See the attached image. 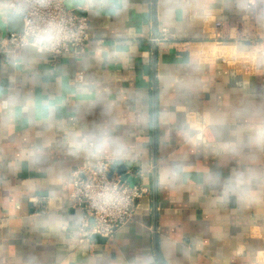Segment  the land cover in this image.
<instances>
[{"label":"crops","instance_id":"0c3cea01","mask_svg":"<svg viewBox=\"0 0 264 264\" xmlns=\"http://www.w3.org/2000/svg\"><path fill=\"white\" fill-rule=\"evenodd\" d=\"M203 2L207 10L195 16L173 13L170 0H128L125 11L112 15L67 0L89 19L83 56L64 53L53 65L45 52L14 66L24 47L0 52V99L32 97L38 105L31 118L19 108L14 119L0 113V264H147L152 258L155 264H264V146H249L264 122V57L242 54L264 48V4L246 11L237 0ZM11 14L0 6V37L24 26L21 15ZM163 27L174 42L155 39ZM121 37L132 48L109 60ZM80 73L99 86L100 97L79 92ZM175 80L188 87L177 91ZM49 99L56 106L51 120L40 104ZM140 113L149 119L136 121ZM112 121H118L114 134L132 149L115 161L117 169L124 164L151 191L115 239L79 243L81 213L72 206L69 178L96 159L70 154L64 141L73 131ZM37 149L40 162L29 155ZM173 162L186 171L169 183L161 174ZM238 173L255 178L256 196L247 204L235 196L221 200ZM59 219L70 222L69 231L52 230Z\"/></svg>","mask_w":264,"mask_h":264},{"label":"clouds","instance_id":"9594fccd","mask_svg":"<svg viewBox=\"0 0 264 264\" xmlns=\"http://www.w3.org/2000/svg\"><path fill=\"white\" fill-rule=\"evenodd\" d=\"M170 3L173 13L179 11L185 16L190 12L195 16L199 12L207 10V4L203 0H170ZM258 3L264 4V0H237L238 6L243 5L246 11L251 10L247 7L248 5L255 7ZM127 4L128 0H83L82 8L94 14L108 11L112 15H120L126 10ZM7 7L10 6L6 5L5 8ZM15 11L17 15H23L21 9L17 8ZM259 16L264 17V9H261ZM28 23L30 25L31 22ZM73 36L74 34L67 30L60 22L50 21L45 26L36 28L29 26L23 39L25 51L13 57L14 66L15 64L28 62L36 54L54 50L64 41L73 38ZM123 47H129L131 49L132 44L130 40L121 37L113 51L107 53V58L109 60H121L126 57L128 53L120 50ZM242 54L255 55L257 58L264 57V48L257 49L251 54L247 52ZM97 56L100 59H104L102 53H98ZM195 64V60L190 62L193 70H195ZM172 86L176 87L177 91L181 88L188 87V85L179 80H175ZM78 90L81 94L85 95H92L93 91L96 92L98 97L101 95L98 85H93L83 80L78 85ZM40 104L42 107L48 109V117L51 120L55 114L56 106L52 104L51 99L41 101ZM17 108L20 109L21 114L31 118L37 113L38 105L32 97L21 99L17 95H9L7 99H0V113H4L14 119ZM134 119L143 122L149 119V117L146 113H140ZM117 127L118 121H112L103 126H93L91 130L80 129L73 131L65 138L64 143L69 153L73 155L83 154L89 159H99L107 156L113 161H120L126 159L132 149L122 137L114 134ZM181 135L187 138V133L182 131ZM249 146H264V122H261L255 127L254 135L249 140ZM29 155L35 162H40L42 152L37 149L30 152ZM184 171H186V168L181 163L173 162L162 170L161 179L169 183L178 182L181 179V173ZM215 179L216 182H219L218 176ZM254 179L253 176H245L243 173H238L226 183L221 200L227 202L230 197L235 196L237 202L249 203L256 196V193L251 188ZM89 196L94 206L102 209L118 208L126 203L122 193L113 185H104L99 191H90ZM51 227L58 234H63L69 231L71 224L67 220L59 219ZM147 264H155L154 258L149 259Z\"/></svg>","mask_w":264,"mask_h":264},{"label":"built area","instance_id":"2783aa9c","mask_svg":"<svg viewBox=\"0 0 264 264\" xmlns=\"http://www.w3.org/2000/svg\"><path fill=\"white\" fill-rule=\"evenodd\" d=\"M66 2L67 0H0V6H10L7 7L10 12L16 13L15 9H21L24 22L21 31H10L0 37V52L10 54L24 47L23 39L29 26L43 27L48 22L55 21L62 23L74 36L48 52L52 57L53 65L64 53L73 52L78 57L83 56L90 37L89 19L69 8ZM28 22H31L30 25ZM223 24V21H217L216 27L221 28ZM155 39L174 42L166 27L160 30V34ZM82 80L83 74L80 73L77 81ZM69 180L72 206L81 213L75 230L76 238L79 243L90 245L96 243L93 237L95 234L106 237L107 241L115 239L119 229L133 218L138 200L151 191L148 184L137 182L131 185L128 181H122V175L118 173L116 162L107 156L96 159L92 165L75 170ZM104 185L116 186L124 196L126 203L118 208L102 209L94 206L89 192L99 191Z\"/></svg>","mask_w":264,"mask_h":264},{"label":"water","instance_id":"95a60500","mask_svg":"<svg viewBox=\"0 0 264 264\" xmlns=\"http://www.w3.org/2000/svg\"><path fill=\"white\" fill-rule=\"evenodd\" d=\"M14 14V13H13ZM11 14V16L13 15ZM23 29V27H21L20 29H17L16 31H21ZM156 164L157 161L156 159L154 160V166L152 169V174H153V194H154V204L156 206V173H157V168H156ZM118 173H120L122 175V181H128L131 185H134L137 183L138 179L137 177L131 175L130 173H128L127 171V167L124 164H120L119 168H118ZM157 230V219L155 220L154 223V231ZM156 236V234H155ZM96 240V242L98 243H106L107 242V238L100 235V234H95L93 236ZM157 239V236H156Z\"/></svg>","mask_w":264,"mask_h":264}]
</instances>
